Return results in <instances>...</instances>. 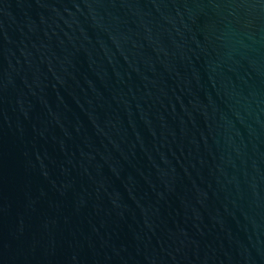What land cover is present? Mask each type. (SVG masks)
<instances>
[{
	"label": "water",
	"instance_id": "95a60500",
	"mask_svg": "<svg viewBox=\"0 0 264 264\" xmlns=\"http://www.w3.org/2000/svg\"><path fill=\"white\" fill-rule=\"evenodd\" d=\"M0 264H264V0H0Z\"/></svg>",
	"mask_w": 264,
	"mask_h": 264
}]
</instances>
